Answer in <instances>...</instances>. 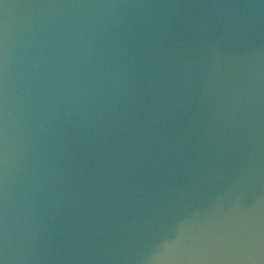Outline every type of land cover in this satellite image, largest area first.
<instances>
[{
    "label": "water",
    "instance_id": "water-1",
    "mask_svg": "<svg viewBox=\"0 0 264 264\" xmlns=\"http://www.w3.org/2000/svg\"><path fill=\"white\" fill-rule=\"evenodd\" d=\"M0 264H264V0H0Z\"/></svg>",
    "mask_w": 264,
    "mask_h": 264
}]
</instances>
